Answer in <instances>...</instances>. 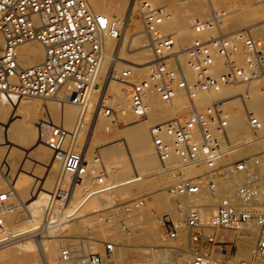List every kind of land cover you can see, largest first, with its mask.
<instances>
[{
  "label": "built area",
  "instance_id": "built-area-1",
  "mask_svg": "<svg viewBox=\"0 0 264 264\" xmlns=\"http://www.w3.org/2000/svg\"><path fill=\"white\" fill-rule=\"evenodd\" d=\"M256 1L264 3V0ZM137 3L154 60L145 80L130 82V71H125L121 80L129 84L130 111L138 121L148 118L152 91L170 102L176 90L182 89L194 101L199 91L216 94L235 86L248 87L263 78L264 35H260L258 29L264 33V21L225 33L226 11L212 8L208 19L195 20L193 29L197 33L214 29L217 35L197 39L186 50V67L195 72L197 79L190 84L180 61H175L172 68L166 60V55L175 46L174 35L165 34L160 29L167 17L166 7L153 5L147 0H137ZM119 34L109 18L97 13L89 0H0V95L24 99L53 98L66 93L78 109L71 129L54 124L46 134L47 145L59 164L55 188L43 219L47 226L54 224L51 223L54 213L67 203L73 184L87 176L98 184L96 192L106 184L107 170L101 156L88 157L79 141L86 130L91 100L97 92L103 91L101 78L107 55L106 37L117 38ZM32 41L42 45L43 59L39 64L24 67L18 61L17 49ZM241 51L245 53L243 62L237 58ZM238 98L246 105L253 139H263L264 129L247 107V95L241 94ZM226 102L223 98L215 99L205 109L194 106L187 116L150 127L155 154L164 167L169 166L171 155L176 154L185 165L203 170L193 178L182 179L170 186L171 194H196L204 182L215 192L214 175L226 168L235 174L232 196L220 200L207 225L202 219L201 206L189 202L184 214L163 219L164 233L170 239H176L185 231L188 233L186 252L190 264H264V199H261L264 196V172H261L264 151L240 161H228L237 144L229 136L230 113ZM102 104L111 123L121 125L119 108L112 105L106 93ZM8 193L1 195V203L9 200ZM248 225L257 233L253 257L250 261L238 263L230 260L232 251L223 248L224 240L196 231L207 226L216 231L235 232ZM10 241L6 239L0 245ZM59 263L108 264L99 253L79 254L71 248L61 252Z\"/></svg>",
  "mask_w": 264,
  "mask_h": 264
},
{
  "label": "rangeland",
  "instance_id": "rangeland-1",
  "mask_svg": "<svg viewBox=\"0 0 264 264\" xmlns=\"http://www.w3.org/2000/svg\"><path fill=\"white\" fill-rule=\"evenodd\" d=\"M147 1L156 6H166L167 17L174 15L172 22L168 24V26H164V21L160 28L163 33L174 35L177 43V50L187 49L197 39H208L211 36L217 35L216 30L213 32L197 34L192 28L195 20L208 19L212 13V8L219 11H226L227 17L225 26L223 27L225 33L236 32L246 26L256 23L258 24L264 21V3L257 4L255 0ZM128 4H130V0L126 1L121 17L117 18L119 19L118 21L121 22L122 26L120 27L121 29H117L120 34L115 39L114 44L120 45L121 48L118 50L117 55L115 54V57L117 56V61H115V64L110 72L112 78L107 81L105 88L103 77L106 76L105 73L107 68H104L102 73L103 82L101 83L102 88L104 87L103 89L105 90L103 94L106 93L107 97L111 98L112 105L115 108H119L118 100L121 98L125 99V101L120 103L125 105L127 107L125 110L128 109L129 114L136 119L130 111L129 84L122 82L121 76L125 73V71H130L131 77L128 79L130 82L137 83L145 80L148 77L150 65L154 56L152 55L153 52L149 47V40L143 32V23L138 9L137 0L135 1L136 10L129 15ZM258 33L260 35H264L261 28L258 29ZM117 40L118 42H116ZM111 41L113 40H110L109 42ZM112 53L113 51L111 54ZM170 57L174 56L171 55L167 58ZM237 58L239 61L243 62L245 54L240 52L237 55ZM123 61H130L137 64L148 63V65L145 67H132L123 63ZM175 61L176 60L173 59V61L171 60L169 62L170 67H175ZM180 62L184 68L188 82L190 84L195 83L197 80L196 74L194 71L186 67V56L181 55ZM241 94H248L246 98L247 107L252 110L253 114L260 120L264 129V77L260 80L254 81L248 87L235 86L229 89H222L218 94L199 91L194 99L199 110L205 109L215 99L220 98L227 101L226 107L229 110V113L231 112L232 106H235V108L238 107L237 111L241 114L244 127L242 131H237V135L235 137H231L229 134L232 141L237 144L235 151L228 157V161L230 162L240 161L249 155L258 154L264 151V138L253 139L252 137L246 116V105H244L243 102H241V99L238 98V95ZM99 95L100 93L96 94L91 105V119L95 116L94 114H96L95 118L91 120L93 127H91V130L88 133L90 135L83 133L84 136H82L79 141L80 148H84L83 152L88 155V157L98 154L97 150H100L102 146H99L101 144H104V147L117 145L113 148H117L119 146L120 148L117 149L124 153L120 152L119 154L110 157L109 164L113 166L114 172L107 174L105 186L116 184L125 178L135 176L137 173L139 177H143V180L127 185L123 188L107 192L109 193V197H107L113 198V203H110L102 211H88L86 204L80 212L75 214L73 217L65 218V215L63 216L64 211L66 212L64 205V207L61 208L64 209V211L60 210L58 212L59 214L57 213L59 215L60 222L62 221V224L60 226H56V228L54 227L55 229L53 230L42 231L41 225L44 218L41 219V223L39 222L40 228L32 230L29 224L28 216L26 215V212L22 210L18 217L17 215L14 218L11 217L8 222L0 217L1 221L3 220V225L1 224L0 228L5 229L6 224L7 229L5 230L7 232L5 233H8L9 236L14 233H21L20 231L25 229L24 232L26 233L16 237L15 240L26 237L31 238L22 240V243L18 244H23L24 242L36 243L33 238L34 236L43 234V237L45 235V237H47L49 235L46 233H50L51 239H54L56 243L55 251L47 250V256L51 260V264H60V254L66 248H71L79 254L88 252L99 253L105 257L108 264H151L152 260L150 262V259L152 257V252L154 251H156V258L159 256L157 259L162 258L161 260L163 261V257H165L164 262L166 264H177V260L179 258H181L183 263L190 264V258L186 252L189 242L188 233L185 231L176 239L164 238L163 236L166 235L164 233L163 223H160V219L163 221L166 217H178L182 213L184 214L185 208L188 206L189 202H192L201 206L200 209L202 219L205 225H207L215 212L216 205L220 202V200L225 197L232 196L235 174L230 172V170H227L229 168L222 170L223 172L214 175L213 181L215 183V192H212L210 186L204 182L200 192L189 196L188 199L186 196L172 197L166 190H169L170 186L182 179L193 178L196 175L201 174L203 170H200L198 167L189 166L170 174L162 168V165L155 154L159 162L158 170H162V173L156 174L157 172L152 169H137L138 171L134 175V171L131 169L124 175L118 174V169L114 167L113 163L119 165V163L123 160L128 161L129 155H131L134 160L136 157L139 158L140 153L132 147L126 137V134H119L121 130L126 129L129 125H123L121 120V125L113 126L110 124L111 119L103 112V104L100 105L98 103L100 98L102 102L103 97V95L102 97ZM0 98H2V96H0ZM46 100L47 99L43 98H20L19 101L13 100L6 102L3 101L2 103L0 102L3 108L10 109V113H8L9 117L0 120V128L2 130H5V128L8 129V120L12 117H20L23 119L25 128L29 130V132H33L34 130H38L43 127L46 124V121L50 119V114L48 110H43V108H39L38 106L43 103L48 104V101ZM190 110L189 97L185 91L178 90L176 98L170 104L165 103L157 92L152 91L149 97L148 118L144 121H140L141 123H139L138 126L148 130V128L155 124L187 116L190 113ZM75 120L73 121V125ZM99 121H102L103 123H99V125L103 128L101 133L104 135L96 140L97 132L95 131V128ZM112 126L119 132L109 131ZM245 138L251 140L250 145H255L246 148L243 144L245 142ZM24 140L20 142V147L16 146L19 147L22 152L17 154L16 151L12 150V154H10L11 157L18 158L16 160H19L15 163L16 165H14V167H18H16L15 171L12 172L6 169L4 166L5 158L4 156H0V196L4 193V191H8L10 189L9 181L12 182L13 179L21 177L23 180L26 179L23 187L28 190V193L23 196L20 194V191L17 190V192L23 203H29L39 195L41 190H45L51 194L57 180L56 178L58 177L59 164L54 157H51V159L45 157L44 150L40 149L41 146L39 143L37 144L35 142L32 135H28V137ZM241 145L244 146L241 147ZM48 153L52 156V152L50 150ZM177 161H179V158L173 155L169 160V166L174 165ZM261 172H264V167H262ZM44 178H46V182L49 183V186H39ZM223 181H229L231 183L230 188H222L221 184ZM81 182H83V186L77 193L78 195L75 194L70 197L71 200L74 199L73 201L75 202L76 200L81 199L87 192L95 191L96 188H98V184L90 176L85 177ZM67 183H69V180H67ZM74 186H77V183H75L72 187ZM161 196L166 198L165 203L159 199ZM261 199H264V196H262ZM11 203L17 204L18 201L16 202V199L14 198ZM68 203H66L68 204L66 207L68 206L69 208L72 201H68ZM95 206L97 205L95 204ZM81 211H85L84 216L82 217L78 216V214H81ZM245 229L249 232L251 231L249 233L250 235H248ZM196 231L203 234L213 235L218 240H224L225 245L223 248H226L228 251H232V253L229 254V258L233 263L250 261L253 257V254L250 255L249 252L243 248L246 247L247 250L250 248L254 250L257 233L255 228L251 225L244 226L240 231L231 232L223 236L220 234L222 232L213 230L207 226L197 229ZM12 246L14 247L15 245ZM12 246L6 248H13ZM23 247L24 249H22ZM6 248L2 250H5ZM108 249L111 250L109 251ZM171 249H175L176 253L169 255L166 254V252ZM159 250L161 254H159ZM11 251L15 254L9 257H5V255L0 256V264H24L20 261V258L27 254H32L33 256L29 264H45V261H43L44 258L41 256L38 249H36V252L33 250L28 251L26 246L21 245Z\"/></svg>",
  "mask_w": 264,
  "mask_h": 264
},
{
  "label": "bare ground",
  "instance_id": "bare-ground-1",
  "mask_svg": "<svg viewBox=\"0 0 264 264\" xmlns=\"http://www.w3.org/2000/svg\"><path fill=\"white\" fill-rule=\"evenodd\" d=\"M126 1L127 0H89V3L91 4L92 8L97 13L107 16L109 18V20H110L111 25L113 27H115L116 29H118L122 25H121V22L118 21L119 19H117V18L121 17V14L123 13V10L125 8ZM135 1L136 0H130V4H128V15L130 13H133V11L136 10ZM256 3L257 4H262V3H258L257 1H256ZM262 12H263V10H262ZM173 17H174V15H171L170 17H167V19L165 20V24H164L165 27L168 26V24H170L172 22V18ZM192 28H193V26H192ZM213 31H214V29H211V30H208L206 32H213ZM195 33H197V32H195ZM115 39L116 38L112 37L111 35H107V37H106V52H107V55H106V60H105L104 66H103L102 73L104 71V68L105 69L107 68V70H106V73H105L106 76L103 77L104 79L101 78V82H103L102 79L104 80V87L105 88H106L105 85H107V81H109V79L112 78L110 72H111V70H112V68H113V66L115 64V61H117V59H116L117 56L115 57V54L117 55L118 50H120V48H121L120 45L114 44ZM174 39H175V37H174ZM110 40H113V41L109 42ZM116 42H118V40ZM187 49L177 50V43H176V39H175V46H174L172 52L170 54L166 55V60H167L168 65L170 66L169 62L171 60L173 61V59L174 60L177 59L176 61H178V60L180 61V56L181 55L187 57V55L185 53ZM112 51H113V53L111 54ZM241 52H243V51H241ZM17 55H18V61H19L20 65H22L24 67L34 66L36 64H39L42 61V59H43V47H42V45L39 42H36V41L28 42V43L22 44V45H20L18 47ZM171 55H173L174 57L167 58L168 56H171ZM153 60H152V62H153ZM123 63H126L127 65L132 66V67H145V66L148 65V63L137 64V63H133V62H130V61H123ZM180 64H181V62H180ZM178 90H182V89H177L176 90L175 97L173 98L172 101H170V102H166L164 100L163 101L165 103H168V104L172 103L174 101V99L176 98V96H177V91ZM104 91L105 90L103 89V91L97 92V93L98 94L100 93V95L102 97ZM218 93H216V94H218ZM96 94L94 95V97L96 96ZM246 95H248V94H246ZM0 96H2V95H0ZM3 97L4 96H2V98H0V102L1 103L3 101H5V102L6 101H13V100H18L19 101V99H20V98H17V99L16 98H12V99H10V98H7V97H4V98ZM94 97L91 100L90 107H89V110H88V113H87V116H86V130H85L84 134L87 133V135H90L88 133L90 132L91 127H93L91 120L93 118H95V116H96V114H94L95 116L94 117L92 116L93 118L91 119V105H92V101H93ZM28 98H38V97H28ZM43 99H47L46 101H48V104H44L43 103V104L39 105L38 107L39 108H43V110H48L49 114H50V119L48 121H46V124L43 127L39 128L38 130H34L33 132H31V131L29 132V130H27L25 128V123H24L23 119H21L20 117H15V118L12 117L10 120H8L9 121L8 129L5 128V130H2L0 128V156L1 157L4 156V158H5L4 159L5 165L4 166L9 171H12V172L15 171L17 166L14 167V165H16L15 163L17 161H19V160H16L18 158L10 156V154H12L11 151L14 150V151H16L17 154H20V152H22L21 149L19 148L20 147L19 145L21 144L20 142L22 140H24L25 138H27L28 135H32V137L34 138L35 142L37 144L39 143V145L41 146L40 149H43L44 152H45V157L48 158V159H51V157H53V156H51V154L48 153V151L50 149H49V147L47 145V142H46V136H47L46 134H48L51 125L61 124V125H64L67 129H71V127L74 126L73 125V121L75 120L76 113H77V116H78V109H77V112H76L75 104L67 97L66 93H60V94H58V96L53 97V98H43ZM114 100H116V99H114ZM118 101L117 102L119 104V118L122 121L123 125L125 124V125H129V126L126 129L121 130L119 132V131H116L113 128L114 124L110 123L113 126H112V128L109 129V131L111 130L112 132H119V134H122V133L126 134V137H127L128 141L130 142V144L132 145V147H134V149H136L140 153L139 158L136 157L134 160H133L132 156L129 155V158H128L129 160L128 161L123 160V161H121V163H119V165L113 163L114 167H116L118 169L117 170L118 174H123L124 175L128 171H130L131 169H132V171H134V175H135V173H137V171H138L137 169H149V170L152 169V170H155L157 172V173L156 172H153V173H156V174L162 173V170L161 171L158 170L160 161L158 162L159 159L157 160L158 157L156 158L157 155L155 156V153H154V148H153L152 141H151V136H150V128H148V130H147V129H144L143 127H139L138 125L141 122L136 120V119H134L132 117V115L129 114L128 109L125 110V108H127V107L120 103L122 101H125V99L121 98ZM98 103L100 105L102 104L101 98L99 99ZM189 103H190V108L191 109H193L194 106L197 108L195 100L192 101V100L189 99ZM59 105H63V106H59ZM237 108L238 107L235 108V106H232L231 112H230L229 129L228 130H229V134H230L231 137H233V136L235 137L237 135L236 134L237 131H242V129L244 127L241 114L237 111ZM8 113H10V109L3 108L1 106V104H0V120L8 118L9 117ZM246 116H247V113H246ZM76 119H77V117H76ZM247 119H248V117H247ZM99 123L103 124L102 121H99L97 123V125H96V128H95V131L97 132L96 133V140H97V138H100L101 136L103 137V135H104V134L101 133L103 128L99 125ZM74 124H75V122H74ZM87 135H86V137H87ZM82 136H84V135L82 134L81 137ZM248 138H245L244 139L245 140V142H244L245 144L243 143L246 148H249V147L255 145V144L250 145L251 140H248ZM88 139H89V136H88ZM86 141H88V140H86ZM168 141L172 142V139L168 138ZM246 143H248V144H246ZM103 145L101 144L99 146V147H101V146L102 147L100 148V150H97V152H98V154L101 156V158L103 160V163H104V165L106 167V170H107V174H109V173L111 174V173L114 172V169H113V166H111L109 164L110 157H113L114 155H117L120 152L121 153H123V152L119 151V149H117V148H120L119 146L117 148H113L114 146H117V145H113L111 147H104ZM244 145H241V147L244 146ZM16 146H19V147H16ZM173 155L177 156L176 154H172L171 157ZM127 157H128V155H127ZM178 158H179V161H177L174 165L168 166V167H164L162 165V163L160 162L161 165H162V168L166 172L171 174V173H174V172H176L178 170L184 169L185 167H189V165H185L182 162L180 157H178ZM151 176H152V174H151ZM7 179H8V177H7ZM25 180L26 179L23 180V178L19 177V178L13 179L12 182L9 181L10 182L9 183L10 186L9 185L8 186L10 187V189L8 191L7 190L4 191V193L9 192L8 195H7L9 200L6 203H1L0 202V217L3 220H7V222H8L9 219H11V217L14 218L16 215L18 217V215L20 214L21 210L25 211L26 215L28 216L29 224H30L32 230H36V229L40 228V225H39L41 223L40 221H41L42 218H44L43 216L45 215L44 212L46 211V207H47V204H48L49 199H50V193H48L45 190H41V192L39 191L40 193L38 192L39 195L36 198L31 200L29 203H23L21 201L22 199L20 198L17 190L20 191L21 195H23V196L27 195L28 190L26 188L24 189V187H23V184H24ZM140 180H143V177H139V175L137 173L135 176L125 178V179L117 182L116 184L104 186V188L102 190H100V191L87 192L81 199L76 200V202L73 201L74 199L71 200L70 197L72 195L74 196L75 194H77L82 189L83 182L80 181V182L77 183V186L72 187L74 185L73 184L71 186L70 196H69V199H68V201H72L70 207L69 208H68V206L66 207V205L69 204L68 201H67L68 204L65 203V208H64V209H66V212L64 211V209H61V208L56 210V212L54 213V216L52 218V222H51V223H54L53 225L47 226L46 224L43 223V220H42V225H41L42 226V231L53 230V229L56 228V226H60L62 224V221L60 222L59 215H58L59 214L58 212L60 210L64 211L63 216L65 215V218L73 217L75 214L80 212V210L86 204H87L86 206L88 207L87 208L88 211L89 210H94V212L102 211L110 203L111 204L113 203L112 202L113 198H108L109 197V193H107V192L112 191L114 189L123 188V187H125L127 185L136 183V182H138ZM48 181H50V180H48ZM230 184L231 183L229 181H223L221 186H222V188H226L227 189V188H230ZM42 185L43 186H49V183L46 182V178H44L41 181V183L39 184V186H42ZM54 188H55V185H54ZM54 188H53V190H54ZM166 191L172 197H175V196H186L187 199H188L189 196L193 195V194L188 195V194H184V193L171 194L169 192V190H166ZM14 198L16 199V202L18 201L17 204L11 203V201L13 202ZM104 198H106V199H104ZM97 199H100V200H97ZM101 199H103V200H101ZM159 199L162 202H164V203L166 201L165 200L166 198L164 196L159 197ZM96 201H98V202H96ZM95 204L97 206H95ZM19 206L21 207V209H20ZM85 211H81V214H78V216H80V217L84 216V212ZM1 219H0V223L3 225V223H2L3 220L1 221ZM160 220H161L160 223H162V219H160ZM5 229H7L6 224H5ZM5 229L0 228V243L2 241H6V239L7 240L11 239V242L9 244H5V245H1L0 246V256H3V255H5V257L12 256L15 253H13L11 250H14L15 248H17V246L23 245V246L27 247L28 251L33 250V251L36 252V249H38L40 254H41V256L44 258L43 261H45V264H51V260L47 256V250L48 251L49 250L55 251L56 250V243H55L54 239H51L50 233H46V234L49 235L47 237H45L46 235L43 237V234H41L42 236L41 235L34 236L33 238L35 239L36 243H26V242H24L23 244H18V243H22L21 242L22 240L31 238V237H26V238L16 239L15 240L16 237L26 233V232H24L25 229L21 230L20 231L21 233H14L13 235L11 234L10 236H9L8 233H7L8 235L5 233V232H7ZM245 231H247V229H245ZM220 232H222V233H220L221 236H223L225 234H228V233H231V231H227V230L220 231ZM250 232L247 231L248 235H250L249 234ZM5 235L8 236V237H6ZM163 237L167 238L166 236H163ZM16 244H18V245H16ZM12 245H15V246L13 247ZM10 246H12L13 248H6V247H10ZM4 248H6V249L2 250ZM243 248L246 251H248L250 255L253 254V249L250 248V249L247 250L246 247H243ZM22 249H24V247ZM17 252H18V249H17ZM155 252L156 251L152 252V257L150 259V262L152 260L151 264H166L164 262L165 257H163V259H164L163 261L161 260L162 258L157 259V258H159V256L156 258ZM159 252H160V250H159ZM175 253H176L175 249H171V250L166 252V254H168V255L169 254H175ZM159 254H161V252ZM32 258H33L32 254H30V255L27 254L25 256H22L20 258V261L22 263H24V264H29L31 262L30 260ZM177 261H178L177 264H185V263H183L181 261V258H179ZM166 262H168V261H166Z\"/></svg>",
  "mask_w": 264,
  "mask_h": 264
},
{
  "label": "crops",
  "instance_id": "crops-1",
  "mask_svg": "<svg viewBox=\"0 0 264 264\" xmlns=\"http://www.w3.org/2000/svg\"><path fill=\"white\" fill-rule=\"evenodd\" d=\"M233 33V32H232Z\"/></svg>",
  "mask_w": 264,
  "mask_h": 264
}]
</instances>
